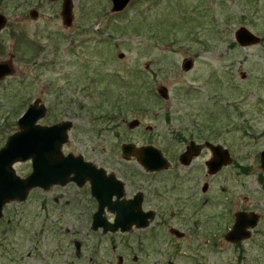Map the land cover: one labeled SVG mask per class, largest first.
<instances>
[{"label":"rangeland","instance_id":"obj_1","mask_svg":"<svg viewBox=\"0 0 264 264\" xmlns=\"http://www.w3.org/2000/svg\"><path fill=\"white\" fill-rule=\"evenodd\" d=\"M73 2L74 22L65 27L63 0H0L8 20L0 62L12 61L15 69L0 82V149L40 99L48 109L41 125L73 122L65 154L124 180L132 176L130 190L134 184L164 191V216L175 217L169 227L186 237L164 229L161 254L148 264H264L256 241L242 255L224 240L236 211L257 207L264 216V187L257 180L264 150V0H133L117 14L112 0ZM242 27L262 42L240 46L234 39ZM188 59L193 68L185 71ZM161 87L168 89L167 100L159 96ZM195 138L229 148L248 173L231 165L208 176L210 155L178 167L177 155ZM124 143L154 146L182 176H146L137 160L124 161ZM13 167L22 178L32 173L29 162ZM86 194L75 185L34 190L26 202L6 206L0 264H119L121 257L146 264L140 253L126 256L124 236L115 238L113 249L109 238L94 235Z\"/></svg>","mask_w":264,"mask_h":264},{"label":"water","instance_id":"obj_2","mask_svg":"<svg viewBox=\"0 0 264 264\" xmlns=\"http://www.w3.org/2000/svg\"><path fill=\"white\" fill-rule=\"evenodd\" d=\"M55 1V0H52ZM133 0H112V13L123 12ZM74 2L73 0H63L62 18L65 27H70L74 22ZM32 19H37L39 13L36 10L31 11ZM7 18L0 14V33L7 25ZM235 40L243 46H251L260 43L261 38L254 35L246 27L239 28L235 33ZM122 57V56H121ZM183 69L190 71L193 68V60L183 62ZM14 66L12 61L0 62V82L6 77L14 75ZM159 95L163 99H168V89L161 87ZM41 100H36L19 120L20 131L13 134L6 145L0 150V221L3 217V209L7 204L18 201L23 203L27 200L31 190L41 188L49 190L53 185L66 186L70 182L83 187L87 181L92 185V191L95 197L101 203L98 214L95 215L93 229L104 228V232H117L119 228L126 232L135 222L130 223L127 214H124V203L120 201L122 197L123 184L118 181L115 175L106 179L103 169H97L92 163L84 161L83 157H74L72 154L65 157L62 148L69 142V131L73 123L64 121L53 126H43L38 122L47 115V108ZM199 147L192 143L188 146V151L180 158L181 162L188 166L193 157L200 155ZM216 159L208 163L210 174L217 173L222 167L232 165L228 150H223L221 146H212ZM219 150L224 153L218 154ZM124 158L129 159L137 156L145 171L155 172L167 170L170 163L163 156L162 152L152 146L137 148L132 144H125L122 147ZM32 161L33 172L27 178L19 177L14 168V164ZM262 167L264 168V153H262ZM105 193L108 196H105ZM117 195V201L112 202L114 195ZM105 206H108L113 212L118 211L115 224L111 226L104 220L99 221L100 214L103 213ZM257 215L247 213H238L236 223L226 236L227 241L238 243L250 237L249 228H254L258 222ZM143 227L144 224H137ZM182 237V234H178Z\"/></svg>","mask_w":264,"mask_h":264},{"label":"flooded vegetation","instance_id":"obj_3","mask_svg":"<svg viewBox=\"0 0 264 264\" xmlns=\"http://www.w3.org/2000/svg\"><path fill=\"white\" fill-rule=\"evenodd\" d=\"M196 139L197 138L190 140L189 143L187 144V146L184 147V150L180 154L177 155V160H178L179 165L177 163H176V165L178 167L181 166L184 168H188L193 164V162L196 159L199 158V156L210 155L209 156L210 159L205 162V166H206L205 168H207V175L211 176V177H215L217 175L220 176V174L222 172H224L227 169V167H230L231 165L230 166L229 165L221 166L222 168L217 173L210 174L211 170L208 167V163H210L216 159V157H215L216 154H214L212 146H214V147L221 146L223 150L226 149L229 151V153H230L229 156H231V158L233 159L232 165L239 167L240 173L242 175H245L248 173V171H249L248 168H242L237 162H235L234 157L232 156V152L230 151L229 148L222 146L218 141L214 142L213 139H211V138L210 139L207 138L204 141L203 140L199 141V139H197V140ZM180 142H184V138H181ZM192 143L196 144V149H197V147H199L198 149H199L200 155L198 157H193L191 163L188 166H186L181 162L180 157L188 151V146H190ZM125 144L135 145L134 143H124L121 146V150ZM135 146L137 148H143L144 147V146L138 147L137 145H135ZM148 146H151V145H148ZM148 146H145V147H148ZM223 150H219L218 154L224 153ZM121 153H122V151H121ZM262 153H264V150L261 151V153H259V163H260L261 170L259 171V174L257 175V180L264 187V168L261 165L262 164V161H261ZM62 154L65 157H68L72 153H68V154L62 153ZM72 155L74 157H82L80 155H74V154H72ZM122 157H123L124 161H128V160H131L134 158L135 160H137L139 162L140 166L143 168V171H145L144 166L140 163L137 156H135V157L132 156L129 159H126V158H124L123 153H122ZM165 158L167 159V157H165ZM83 159L85 162L91 163V162L87 161L84 157H83ZM167 160L170 163V168H168L167 170H161V171L156 170L155 172H149L146 170L145 171L146 176L147 175H155L156 176V175L161 174V173H167V172L169 173L172 171H175L176 173H178V171H181V168H175L176 169L175 170L174 169V163L172 161H170L169 159H167ZM30 163L32 166L33 165L32 162H30ZM93 165L97 169H103V167H101V166H97L95 164H93ZM32 170H33V166H32ZM103 171H104L103 173H105L106 179L112 175L113 176L115 175L116 179L123 184L122 192H121L123 195L120 198V201L125 202L123 211H124V214H127L128 222L133 223L136 221L135 222L136 224L132 225V227H130V229H128L126 232H123L121 230V228H119V230L117 232L109 231L106 234L104 232V228H101V227L99 228V230L95 231L93 229L92 225L94 224L95 215L98 214V212H99L101 203L93 194L92 185L90 184L91 182L87 181L85 183V185H83V187H79L76 183L67 184V186L75 185L78 189L83 190V191L85 190V193H87L86 196L88 195V197L90 199L89 205H90V208L92 209L91 214H90L91 215V225L90 226H91V230L93 232H95L94 235L101 236L100 238H109L110 243H112L111 246H113V249L116 248V246H114V243H116L115 238L117 239V237L124 236L125 237V240H124L125 250L127 252H129L128 255H126V256H130L133 254L138 255L140 253L139 255H142V261L140 263H146V264L149 263V260L151 258H153V257L158 258L160 256V254H161L160 247L162 246L161 240L164 239V234L161 232L164 229L168 228V231H169L168 233L170 234L171 237H174V238L179 239V240H181V239L184 240V238L186 237V234L184 232H181L179 228L169 227V225H170L169 221H172V219L175 217L164 216L163 211L167 205L166 200L168 199V198H164L165 197L164 191H160V188L158 189L157 187H154V186H150V187H154V189L152 190V189H150V187L148 188L145 185L135 186L134 184H132V186L130 187L131 188V190H130L128 188V183L129 182L132 183L134 181L133 180L134 178H132V176H128V179L124 180L122 178V176L121 177L118 176L119 174H117L115 172H112L110 170H106L105 168L103 169ZM181 176L182 175L181 174L179 175V173H178L176 175L175 180H178V178ZM131 180H133V181H131ZM142 182H143V180H142ZM67 186L57 185V186L51 187L47 191L42 190V188L41 189H35V190H42L44 192H48L54 188H62V187L65 188ZM209 188H210L209 184L205 183L203 188H201V189H202L203 193H207L210 191ZM105 196L107 197L108 194L105 193ZM177 196L181 197L179 194ZM117 199H118L117 195L115 194L112 198V200H113L112 202L116 203ZM207 203H208V199L205 201V204H207ZM172 207H173V209L175 208L174 206H172ZM171 212L173 215H175L174 210H172ZM242 212L247 213L249 215L254 214V215L258 216L257 217L258 218L257 225L254 228H249V230H248L251 233L250 237L243 240V241H240L238 243L229 242V241L225 240L226 236L228 235V233L230 231H232L231 229H233V227L236 223L237 214L242 213ZM117 213H118V211L113 212L111 209H109L108 206H105L103 213L100 214L101 216H99L98 219H100L99 221L104 220L105 222L108 223L107 225L111 226L112 224H115L116 217L118 215ZM232 219H233V221H231V227L229 229H227L228 232L224 235V240L226 241V243L228 245H230L231 247H233L234 250H237L242 255H245L247 252L246 245L250 242L256 241V245H257L258 249L260 250L259 252L263 253L264 252V216L262 215L261 209L256 207L255 209L238 210L233 214ZM137 224H144V226L140 228V227H138ZM166 225H167V227H166ZM178 234H182V237H178ZM79 247H76V248L78 250H80ZM133 259L135 262L139 261L138 256H136V255L133 256ZM131 260L132 259H125L124 260V258L121 257L119 259V261H120L119 264H132ZM154 261H155V264H159V259H155Z\"/></svg>","mask_w":264,"mask_h":264}]
</instances>
